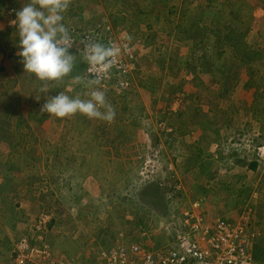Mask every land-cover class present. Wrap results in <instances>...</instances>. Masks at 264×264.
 <instances>
[{
    "label": "rangeland",
    "instance_id": "obj_1",
    "mask_svg": "<svg viewBox=\"0 0 264 264\" xmlns=\"http://www.w3.org/2000/svg\"><path fill=\"white\" fill-rule=\"evenodd\" d=\"M6 1L8 5L0 4V17L14 28L20 9ZM67 12L73 22L63 23L70 34L124 46L119 58L131 67L123 75L128 85L105 90L115 111L110 125L99 118L85 119L105 124L101 132L91 133L93 125L80 132L84 144L97 134L104 137L107 145L101 150L54 149L49 139L59 136L58 130L37 148L28 146L37 133L31 129L47 118L40 109L55 90L37 80L31 90L23 80L17 85L19 95L0 114V187L36 184L32 199L42 200L44 207L37 212L30 206L16 236L7 231L10 241L0 246V264H14L13 242L21 232H29L46 209L54 218L42 235L47 243L85 263L97 249L118 241L159 246L170 237L172 218L193 202L212 218H236L251 207L250 228L257 233L254 254L264 258V0H72ZM7 26L4 37L9 36ZM244 49L260 53L242 60ZM212 53L221 57L213 61L207 56ZM76 57L74 74L82 69V59ZM205 62L219 69L217 75L202 68ZM201 80L207 88L196 86ZM75 85L65 94L74 93L75 98L82 93L80 98L88 99L84 95L90 89ZM3 89L7 97L14 92ZM12 104L24 109L36 104L39 115L33 114V121L14 118L19 126L15 131L10 126ZM150 131L161 144L156 158L149 146ZM61 134L63 142L73 132ZM73 158L78 161L70 163ZM253 161L255 169L250 167ZM6 213L0 199V230Z\"/></svg>",
    "mask_w": 264,
    "mask_h": 264
},
{
    "label": "built area",
    "instance_id": "obj_2",
    "mask_svg": "<svg viewBox=\"0 0 264 264\" xmlns=\"http://www.w3.org/2000/svg\"><path fill=\"white\" fill-rule=\"evenodd\" d=\"M71 36V51L80 59L82 40L103 43L100 37L93 38L84 33ZM104 45L111 47L116 55L111 58L113 66L103 76L100 88L124 90L128 85L123 80L124 74L127 68H131L119 58L124 46L110 39ZM96 73L97 69L86 63L84 79L89 80ZM159 153L160 148L157 147L151 154L156 158ZM51 216L49 212H41L30 226V231L21 232L15 239L11 249L14 264H264V258L254 254L257 233L250 228L252 208L249 206L236 218H212L202 212L200 203L193 202L176 219L172 218L170 237L159 246L118 241L100 247L85 263H80L77 258L67 256L62 251H55L47 243L43 236Z\"/></svg>",
    "mask_w": 264,
    "mask_h": 264
},
{
    "label": "clouds",
    "instance_id": "obj_3",
    "mask_svg": "<svg viewBox=\"0 0 264 264\" xmlns=\"http://www.w3.org/2000/svg\"><path fill=\"white\" fill-rule=\"evenodd\" d=\"M71 3L72 0H28L22 9L16 12V19L12 21L17 27L20 48L17 55L22 58L24 72L45 85L61 82L72 73L77 61L76 55L71 51L72 36L63 23L64 13ZM81 43L83 61L97 69V73L85 85L90 89L86 93L89 98H73L61 91L46 99L40 113L56 118H70L79 113L89 119L99 118L110 122L115 117V111L107 102L106 91L101 90L100 85L103 76L112 68L111 58L116 53L101 42L84 39ZM76 81L82 82L80 77H77ZM41 91L47 89L42 87ZM155 148L157 147L153 149ZM159 148L161 151V144ZM43 212L52 214L48 230L54 220L53 212L50 209Z\"/></svg>",
    "mask_w": 264,
    "mask_h": 264
},
{
    "label": "crops",
    "instance_id": "obj_4",
    "mask_svg": "<svg viewBox=\"0 0 264 264\" xmlns=\"http://www.w3.org/2000/svg\"><path fill=\"white\" fill-rule=\"evenodd\" d=\"M8 1H10L12 3V6L16 5V7H18V9H22V7L28 2V0H8ZM4 2H5L4 6L9 4L6 0H0V4H3ZM3 8L4 7H2V9ZM1 14H2V11H0V16H1ZM64 17H65V19L63 20V22H67V23L73 22V20H71L72 18H70V19L68 18V17H70V14H68V12L64 13ZM64 24L66 25V23H64ZM6 26H7L6 23L0 17V114H3L5 112V107L8 105V102L10 103L11 101H13L17 97V95H19V92H16V90H19L18 86L21 84V80H23V84L29 83L28 88L30 90H31V87L36 83V80L34 77H30L29 74L23 75L24 74V68H23V64L21 63L22 58L17 55V53L20 51V48L18 47L19 37L17 34V27L15 26L14 28H10L9 26H7L8 31H6V32L8 33V35L10 37L9 36L4 37L5 33H4L3 29H5L4 27H6ZM9 32H10V34H9ZM10 41H13L14 43H12ZM262 51L264 52V50H262ZM81 65H82V63H81ZM82 68H83V66H82ZM81 72H82V69H80V71L77 74H73L71 76L65 77L61 82L49 83L50 86L48 85V87L52 88V91L55 90V95H56L61 91H63L65 93L67 90H69L70 86L72 84H74V82H75L76 85L74 87L79 86V88H81L80 86H83L85 88L84 89V91H85L88 88L85 87L84 76H81V74H82ZM83 72H84V68H83ZM25 76L27 78H25ZM77 77L81 78V81H82L81 83H78L76 81ZM9 80H13V83L8 84ZM17 80H20V83H18ZM16 81H17V83H16ZM82 84H84V85H82ZM2 88H11V90L14 89V92H12L10 94V97H7V95L4 92V89H3V91H1ZM139 90H140V88H139ZM71 95H72L71 97L74 98V93L73 94L71 93ZM80 95L83 96L82 93L79 94V96ZM193 95H194V93H192V96ZM51 96H53V95L51 94ZM84 96H86V93ZM23 97L26 98L27 96L25 95ZM88 98H89V96H88ZM21 101H23V100L21 99ZM18 105H20V104H18ZM18 105H16V104H15V106L13 105V109L9 113V116H11L13 118L10 126L13 127V129L15 131H17L16 129H19V126L15 122L14 118L16 119V121L21 120L22 117H24L28 121H33V119H35V117H33V114L36 116L39 115V110L35 109L36 104L35 105L32 104V106L29 107V109H24L21 105H20L21 107H18ZM44 115L47 117L46 120L40 122L41 123L40 125L36 124L35 130H34V128L31 129L33 131H37V133L35 132V134L33 136V138H34L33 141H31L30 143L28 142V146L37 148L38 146L41 145L42 142L46 141L45 138L46 139L49 138V136H47V135H49L52 132H56L57 130L60 131V135H62L61 132L62 133L73 132V134L70 136H67V137L64 136L63 142L59 141V139H58V137L60 135L59 136H52L53 139H49V143H50V147H53L54 149H56L57 147L58 148L61 147L62 149H69V148H75V147L80 148L82 146H85V147L86 146H92L93 149L99 148L101 150L102 148H104L107 145V140L104 137H100L99 134H97V133L96 134L98 135V137L95 136L96 137L94 139L95 141L91 140V142H87L86 144H84L83 143L84 140L82 141L80 139V137H81L80 132L83 130V128H85L88 125L89 126L93 125L91 127V129H89L91 133H95V131H97V130L100 132H101V130H104V128L106 126H105V124L101 125L100 121H99L98 125L97 124L94 125L92 121L86 123V121H85L86 116L81 115L79 113H77L76 115H74L70 118H56V117L49 115V114H46V113ZM59 120H60V122H58ZM111 122L112 121L107 122L108 125H110L109 123H111ZM81 124H83V127H81ZM99 126H100V128H99ZM13 129H11V131ZM31 133H33V132L31 131ZM36 137L38 138V140L36 139ZM72 137H74V138H72ZM15 142H18V141L16 140ZM59 142H61V143L59 144ZM3 144L7 147L11 146L9 144H6L5 142H3ZM13 146L18 147L17 143L16 144L12 143L11 147H13ZM77 161L73 158L70 163H76ZM57 174H59L60 176H63V173H57ZM9 179H12V178H9ZM9 179H6V180H9ZM13 179L15 181L18 180L16 178H13ZM0 185H1V183H0ZM16 185H18L19 188H17ZM7 186L4 185L3 187H0V189H1L0 190L1 204H4L5 207H7V211H8V214L6 213L4 215L7 217L6 221L4 222V224H5L4 228H1V230H0L1 232H3L2 233L3 238H0V246L1 247L6 246L7 243L10 241V236L8 234L9 229H11L13 234L15 235L14 232H16V231L18 232L19 228L25 226L24 224L27 220L26 211L27 210H28L27 212L30 211L31 205H35L37 212L40 211L41 208L44 207L42 200L41 201L38 200V201L34 202V199H32L33 197L31 196V194L34 192V190H35V192L37 190L36 184H33V185L32 184H22V185H20L19 183L18 184L11 183L8 187ZM67 190H69V189H67ZM10 193H12L11 196L9 195ZM90 195H91V193H90ZM26 206H27V209H25ZM68 207L66 209L67 211L69 210ZM71 209L73 210V208H71ZM57 210H58V212H60L58 207H57ZM55 219H57V218H55ZM52 223H54V221ZM62 248L63 247H61V250H62ZM72 255L73 254H71V256ZM79 256L82 259V256L81 255H79ZM73 257H75V256H73ZM86 257H89V255H83V258H86Z\"/></svg>",
    "mask_w": 264,
    "mask_h": 264
},
{
    "label": "trees",
    "instance_id": "obj_5",
    "mask_svg": "<svg viewBox=\"0 0 264 264\" xmlns=\"http://www.w3.org/2000/svg\"><path fill=\"white\" fill-rule=\"evenodd\" d=\"M102 41V40H101ZM103 43H106V41H104ZM251 49H244V50H242V51H240V59H242V60H249V58H250V60H252V59H255L256 57H255V55L258 53H260V49H258V51H257V53H253L252 51H250ZM263 52V51H262ZM261 54H264V52L263 53H261ZM208 56V58H211L213 61H215V60H218L221 56L220 55H218V56H216L214 53H212V54H210V55H207ZM219 57V58H218ZM234 57L236 58V55H234ZM218 58V59H217ZM237 59V58H236ZM242 60H239L240 62H242ZM235 62V61H234ZM78 64V62H76L75 63V67H76V65ZM80 64V63H79ZM82 66H83V68H84V72H83V68H82ZM85 66H86V63L84 62V61H82V65H81V68H82V74H81V76H84V74H85ZM203 66H205V68L207 69V72H209L210 74H214L213 76H215V75H217V72L219 71V69H217V68H215V66L214 65H212L210 62H205L204 64H202V68H204ZM198 69V67H196V70ZM75 72V71H74ZM74 72H72V73H70L69 74V76H71V75H73L74 74ZM225 82V81H224ZM85 83V82H84ZM196 86H198V87H201V88H207V86H204L203 84H202V80L201 81H199V82H197L196 83ZM176 93H178V92H176ZM175 93V94H176ZM192 95V94H191ZM193 98L195 97V99L196 98H198L199 96H196L195 94L192 96ZM185 98V97H184ZM183 98V99H184ZM148 136H149V146L151 147V148H154V147H160V142H159V138H158V136L156 135V133H155V131H150V132H148ZM256 165H257V163L255 162V161H253L252 163H250V167L252 168V169H255L256 168Z\"/></svg>",
    "mask_w": 264,
    "mask_h": 264
}]
</instances>
